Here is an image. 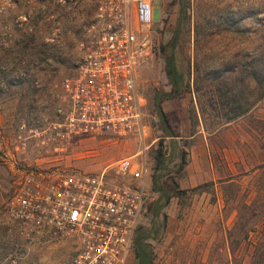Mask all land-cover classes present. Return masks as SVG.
<instances>
[{
  "label": "rangeland",
  "instance_id": "1",
  "mask_svg": "<svg viewBox=\"0 0 264 264\" xmlns=\"http://www.w3.org/2000/svg\"><path fill=\"white\" fill-rule=\"evenodd\" d=\"M93 15L85 0H18L0 13V260L58 264L73 250L71 237L11 215L26 172L104 170L117 180L109 164L139 147L135 137L79 136L54 149L60 82L77 69ZM137 35L148 144L138 225L150 227L148 206L163 202L152 182L170 194L157 215L155 223L164 220L158 236L147 237L151 264H264V95L254 77L264 0H153L152 22ZM169 56L181 74L176 94ZM155 92H169L160 97L169 133ZM230 104L247 109L224 119ZM195 130L200 140L190 136Z\"/></svg>",
  "mask_w": 264,
  "mask_h": 264
},
{
  "label": "built area",
  "instance_id": "2",
  "mask_svg": "<svg viewBox=\"0 0 264 264\" xmlns=\"http://www.w3.org/2000/svg\"><path fill=\"white\" fill-rule=\"evenodd\" d=\"M18 0H0V13ZM94 10L74 74L61 82V103L51 122L54 149L79 136L135 137L137 150L111 162L121 178L100 172L31 170L19 179L10 213L20 223L42 222L73 240L58 264H129L144 211L148 144L144 99L136 84L138 26L152 22L153 0H85ZM0 264H17L15 258Z\"/></svg>",
  "mask_w": 264,
  "mask_h": 264
},
{
  "label": "trees",
  "instance_id": "3",
  "mask_svg": "<svg viewBox=\"0 0 264 264\" xmlns=\"http://www.w3.org/2000/svg\"><path fill=\"white\" fill-rule=\"evenodd\" d=\"M165 69L168 73L172 75V84H173V91L174 93H178L181 90V74L175 70L173 63L171 61L170 56L166 59L165 62ZM258 76V77H255ZM254 77L256 84L258 87H261L260 92L258 93V96L264 95V49L262 47L258 48V51L256 50L254 53ZM169 95V92L161 93V92H155L154 93V106L156 109V112L162 122V124L165 126V130L170 132L168 123L165 117V114L162 110V107L160 105V97ZM230 109H233L234 111L231 114H225L223 118L224 119H230L233 115L241 113L247 109V107H241L237 104L229 105ZM154 158L157 162H162L164 159L163 154L161 152L157 151ZM154 188L158 190L159 196L163 197V202L159 203L156 200L148 206V210L151 213L152 217V223L150 227H141L140 225L137 226L134 236H133V242H132V253H133V259L130 261L129 264H151L153 252H152V245L149 240H147L148 236L157 237L159 233V225L163 224V221L161 223H155L157 220V215L159 214L160 207L167 201L169 197V193L165 190H163L160 186L155 184V182H152ZM159 203V204H158Z\"/></svg>",
  "mask_w": 264,
  "mask_h": 264
},
{
  "label": "crops",
  "instance_id": "4",
  "mask_svg": "<svg viewBox=\"0 0 264 264\" xmlns=\"http://www.w3.org/2000/svg\"><path fill=\"white\" fill-rule=\"evenodd\" d=\"M199 130H195L194 132H192L191 134H190V136L191 137H194L195 139H197V140H200V136H199ZM188 167V166H187Z\"/></svg>",
  "mask_w": 264,
  "mask_h": 264
}]
</instances>
